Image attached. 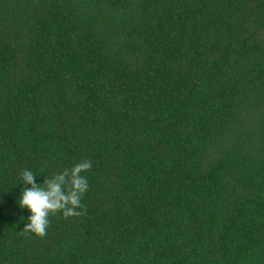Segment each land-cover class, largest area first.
<instances>
[{
	"label": "trees",
	"instance_id": "trees-1",
	"mask_svg": "<svg viewBox=\"0 0 264 264\" xmlns=\"http://www.w3.org/2000/svg\"><path fill=\"white\" fill-rule=\"evenodd\" d=\"M0 264H264V0H0Z\"/></svg>",
	"mask_w": 264,
	"mask_h": 264
},
{
	"label": "clouds",
	"instance_id": "clouds-1",
	"mask_svg": "<svg viewBox=\"0 0 264 264\" xmlns=\"http://www.w3.org/2000/svg\"><path fill=\"white\" fill-rule=\"evenodd\" d=\"M91 161L82 160L71 169H64L50 178L36 182V175L30 170L21 173L23 191L18 206L27 209L30 215L22 229L23 233H32L40 238L47 235L49 216L62 213L64 218L86 214L81 199L88 189L87 179L80 174L90 170ZM81 209V211H77Z\"/></svg>",
	"mask_w": 264,
	"mask_h": 264
}]
</instances>
